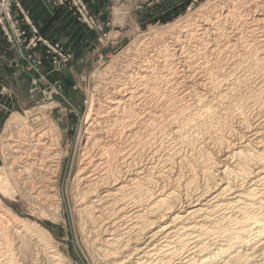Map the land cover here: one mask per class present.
<instances>
[{
  "label": "bare ground",
  "instance_id": "1",
  "mask_svg": "<svg viewBox=\"0 0 264 264\" xmlns=\"http://www.w3.org/2000/svg\"><path fill=\"white\" fill-rule=\"evenodd\" d=\"M123 54L78 136L70 194L89 252L101 264H264V0H206ZM42 109L4 128L0 264H70L43 226L62 218L67 150L50 119L30 123ZM14 195L35 218L5 204Z\"/></svg>",
  "mask_w": 264,
  "mask_h": 264
},
{
  "label": "rangeland",
  "instance_id": "2",
  "mask_svg": "<svg viewBox=\"0 0 264 264\" xmlns=\"http://www.w3.org/2000/svg\"><path fill=\"white\" fill-rule=\"evenodd\" d=\"M50 1L53 7L65 11L78 24V35L71 46H66L64 40L48 33L34 21L24 0L11 2L9 17H2L0 23V35L14 51L15 60L25 76L23 83L16 85L11 79L8 87L1 90L0 95L6 102L0 107V163L3 162L2 144L8 118L14 113L24 115L26 110L43 106L42 112L29 118L30 123L35 125V117L40 122L44 117L50 119L55 126L52 130L58 131L61 146L67 150L58 174L62 218L45 217L43 226L70 264H101V260L89 252L90 247L79 231L70 194L81 147L78 136L88 98L99 85L100 75L119 62L138 37L154 29L163 31L195 12L206 0H146L145 3L139 0L134 6L125 0L119 4H116L119 1L115 4L111 1L100 14L88 0ZM2 199L18 214L35 218L30 206L19 195ZM46 263V260L42 262Z\"/></svg>",
  "mask_w": 264,
  "mask_h": 264
},
{
  "label": "crops",
  "instance_id": "3",
  "mask_svg": "<svg viewBox=\"0 0 264 264\" xmlns=\"http://www.w3.org/2000/svg\"><path fill=\"white\" fill-rule=\"evenodd\" d=\"M122 0H88L90 6L97 13L107 7L110 2ZM129 5H138L139 0H125ZM143 3L146 0L142 1ZM24 6L29 10L34 21L40 24L48 33L55 35L57 38L64 40L66 46L70 44L78 35V24L65 11L59 10L51 4L50 0H24ZM14 80L16 85L25 80L24 72L21 70L19 63L15 60L14 51L10 50L4 39L0 35V94L3 87L9 85L10 80ZM8 87V86H7ZM6 100V99H5ZM3 101L0 95V107L6 101ZM1 109V108H0Z\"/></svg>",
  "mask_w": 264,
  "mask_h": 264
},
{
  "label": "built area",
  "instance_id": "4",
  "mask_svg": "<svg viewBox=\"0 0 264 264\" xmlns=\"http://www.w3.org/2000/svg\"><path fill=\"white\" fill-rule=\"evenodd\" d=\"M15 0H0V23L3 22V18L2 17H9V9L8 6L11 2H14ZM17 1V0H16ZM32 29L34 32H36L35 27L32 26ZM23 32H21L22 34ZM18 34V33H17ZM7 38L10 39V36H8L7 34ZM18 42H21V40H19V38H17ZM35 45V43H34Z\"/></svg>",
  "mask_w": 264,
  "mask_h": 264
},
{
  "label": "water",
  "instance_id": "5",
  "mask_svg": "<svg viewBox=\"0 0 264 264\" xmlns=\"http://www.w3.org/2000/svg\"><path fill=\"white\" fill-rule=\"evenodd\" d=\"M65 74H67V71H65ZM66 81L68 82V81H69V78H68V79H66ZM66 81H65V82H66Z\"/></svg>",
  "mask_w": 264,
  "mask_h": 264
}]
</instances>
